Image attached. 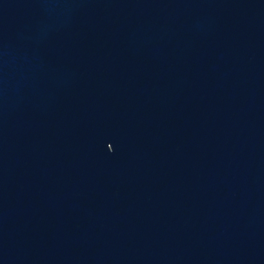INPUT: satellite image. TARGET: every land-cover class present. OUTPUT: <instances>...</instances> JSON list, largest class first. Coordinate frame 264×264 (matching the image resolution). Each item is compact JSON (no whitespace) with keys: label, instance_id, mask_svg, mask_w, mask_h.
<instances>
[{"label":"water","instance_id":"water-1","mask_svg":"<svg viewBox=\"0 0 264 264\" xmlns=\"http://www.w3.org/2000/svg\"><path fill=\"white\" fill-rule=\"evenodd\" d=\"M0 264H264V0H0Z\"/></svg>","mask_w":264,"mask_h":264}]
</instances>
